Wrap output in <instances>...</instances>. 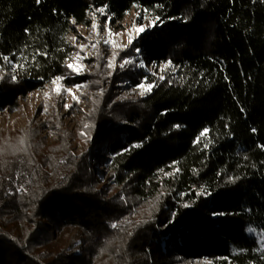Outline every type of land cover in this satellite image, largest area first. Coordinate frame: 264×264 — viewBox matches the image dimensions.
<instances>
[{
  "label": "trees",
  "instance_id": "1",
  "mask_svg": "<svg viewBox=\"0 0 264 264\" xmlns=\"http://www.w3.org/2000/svg\"><path fill=\"white\" fill-rule=\"evenodd\" d=\"M132 8L160 21L113 80L150 92L118 107L102 88L52 144L33 119L0 127V264H264V0H0V113L67 74L74 25Z\"/></svg>",
  "mask_w": 264,
  "mask_h": 264
},
{
  "label": "rangeland",
  "instance_id": "2",
  "mask_svg": "<svg viewBox=\"0 0 264 264\" xmlns=\"http://www.w3.org/2000/svg\"><path fill=\"white\" fill-rule=\"evenodd\" d=\"M103 15L104 12L100 11L90 16L86 23L74 25L69 34L68 38L75 46V50L69 56L67 62L76 64L80 68V73H74L68 68L67 74L61 76L64 79L59 81L57 85H53L51 81L43 87L25 94L18 100L14 109L0 113V127L10 129L23 128L27 120L33 119L35 122L45 126L43 130L45 142L52 144L60 139L59 137L63 135L64 130L71 132L73 135H79L84 132L85 121H87L92 108V99L98 95H103L101 93L102 88L116 92L120 101L118 107L129 99L141 97L139 95L141 89L138 86L142 83H147L142 82L137 85H131V83L125 84L123 80L114 81L113 78L115 75L118 76L120 70L126 69L127 66L124 68L119 66L124 59H134L136 57L134 54H137V52L134 49L133 42L139 35L135 33L133 25L144 26L147 30L152 29L154 26L149 27L152 20L145 13H140L135 8H132L120 19L111 18V16L104 18ZM93 20L97 22V29L92 28ZM109 32H111V35H109ZM130 36L133 42L128 45ZM72 37H76L75 43L72 41ZM106 40L109 43H105L104 41ZM94 43L96 44L95 49L91 47ZM79 44H84L88 47L81 50L78 47ZM124 45L128 46L124 48ZM77 52L80 53L81 58L79 60L74 59V54ZM114 52L117 53L116 59L113 67L109 68L107 67L108 60ZM134 64L138 65L139 60H135ZM157 67V65L155 67L147 65L146 69L151 71L154 68L158 69ZM0 76H4V72L1 69ZM77 86L80 87L77 88ZM57 88L60 91L59 95L54 91ZM68 88L72 89L71 93L65 91ZM45 92L49 93L48 97H45ZM73 96L77 99L74 100ZM65 104L71 107L66 110ZM45 106H47V111H45ZM90 142L88 139L81 140V138L76 136L75 139L71 140V145L74 147L76 154H83L91 149ZM88 163L91 167H97L100 169L99 171L102 170V173L97 174V181L100 184L104 185V187L113 185V178L110 176L107 164L105 166L103 163H97L95 157L94 160L90 158ZM75 236L76 232L74 231L70 239ZM79 245L80 242L77 241L76 249L79 248ZM191 264H210V260L202 259Z\"/></svg>",
  "mask_w": 264,
  "mask_h": 264
},
{
  "label": "snow or ice",
  "instance_id": "3",
  "mask_svg": "<svg viewBox=\"0 0 264 264\" xmlns=\"http://www.w3.org/2000/svg\"><path fill=\"white\" fill-rule=\"evenodd\" d=\"M39 2H40V0H37V3H39ZM158 7H160V5H158ZM100 11L103 12V9H101ZM138 15H139V13H138ZM109 19H110V17H109ZM157 21H160V18H159V17H155V18L150 22L149 27H151V26H155V24H156ZM97 27H98L97 22H96L95 20H93L92 28H93V29H97ZM133 29H134V31H135V33H136L137 35H140L141 33L145 32V31L147 30L146 27H144V26H137V25H135V24L133 25ZM109 35H111V32H109ZM116 35H119V34H116ZM71 39H72V41L75 43V41H76V37H72ZM98 42H99V41H98ZM98 42H97V43H98ZM104 42H105V43H109V41H107V40L104 41ZM132 42H133V39H132V37L130 36L129 39H128V45H131ZM128 45H124L123 47L126 48ZM78 47H79L81 50H83L84 48H86V47H88V46H87V45H84V44H79ZM91 47H92L93 49H95V48H96V44H95V43L92 44ZM121 50H123V49H121ZM136 52L139 53V52H140V49L137 48V49H136ZM35 55H46V53L37 52ZM35 55L32 57L33 60H35ZM116 55H117V53L114 52L113 55H112V57L109 58V60H108V64H107V67H109V68H112V67H113V63H114V61H115V59H116ZM80 58H81V57H80V53H79V52H77V53L74 54V59L79 60ZM3 59H4V61H6V62H8V63H11V61L9 60V58H8L7 56L3 57ZM131 64H133V60H132V59H124V60L120 63L119 66H120L121 68H124L125 66H127V65H131ZM169 64H171V61L166 62V64L162 66L161 71H163L164 68H167ZM66 66H67L72 72H74V73H78V74L80 73V68H79L76 64L68 63V62L66 61ZM139 66H140V67H144L143 61L140 62ZM23 67H24V65H22V64H18V65H15V66H14V68H23ZM0 79H3V77L0 76ZM63 79H64V77L57 76V77H55V78L52 80V84H53V85H57L58 82L61 81V80H63ZM159 79H160V80H164L165 77H164L163 75H160V76H159ZM12 81H13V82H16V81H17V76H16V75H13V76H12ZM61 87H62V86H61ZM79 87H80V86H77V88H79ZM138 87L141 89V91L139 92V95H140V96H144L147 92H150V91H151V89L154 87V85L151 84V83H148V84H144V83H142V84L139 85ZM54 91H56V93H57L58 95L60 94L59 88L54 89ZM65 91L71 93L72 89L68 88V89H65ZM134 91H135V89H134ZM44 95H45V97H48V96H49V93L45 92ZM73 99L76 100L77 98H76L75 96H73ZM64 107H65V109L67 110V109H68L69 107H71V106L68 105V104H65ZM45 111H47V106H45ZM85 127H88V125L86 124ZM176 127H179V125H176ZM253 131H255V129H253ZM208 132H209V129H207V128L203 129V130L200 132L199 136L196 138V141H194V142H195V143H199V142H200V138H201V137H205L206 134H207ZM81 134H83V133H81ZM25 143H26V139H25L24 137H22L21 140H20V144H21V145H24ZM133 147L138 148V147H141V145H140V144H136V145H134ZM204 147L207 148V147H208V144H205ZM260 147L264 148V145H262V146H260ZM19 150H20V151H24L25 149H24L23 147H21ZM125 151H127V150H125ZM161 171H163V170H161ZM175 171L178 172L179 169H176ZM171 174H172V173H166V175H171ZM229 179H230V181L234 182V179H233V178H229ZM235 179H238V177L235 178ZM204 194H205V191H204L203 189L201 190V192L197 193V195H204ZM184 207H189V205H188V204H185ZM221 215H222V214H221ZM112 227L115 228V227H117V225H116V224H113ZM248 231L252 232V231H254V229L250 228V229H248ZM129 234H130V233H129ZM261 235H262V237H264V233H262ZM260 251H261L262 253H264V241H262V243H261ZM262 258H264V256H262Z\"/></svg>",
  "mask_w": 264,
  "mask_h": 264
}]
</instances>
